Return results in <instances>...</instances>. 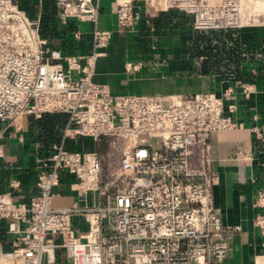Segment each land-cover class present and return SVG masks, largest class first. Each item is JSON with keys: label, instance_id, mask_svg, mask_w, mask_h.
Instances as JSON below:
<instances>
[{"label": "built area", "instance_id": "built-area-1", "mask_svg": "<svg viewBox=\"0 0 264 264\" xmlns=\"http://www.w3.org/2000/svg\"><path fill=\"white\" fill-rule=\"evenodd\" d=\"M54 1L60 25H91L90 52L49 48L40 19L12 0H0V124L20 133L29 118L67 116L60 142L36 160L37 194L27 203L0 194V224L12 238L9 250L0 241V264H224L239 227L225 226L214 202L219 177L211 170L209 139L240 127L232 118L234 100L247 99L255 88L231 77L214 93L114 95L94 81L113 35L97 28L101 0ZM113 4L117 33L135 30L141 12L184 14L197 32H264V0ZM138 68L126 65L128 72ZM251 132L264 147L262 130ZM80 138L92 140L95 149L66 145ZM3 152L0 144V158ZM244 157L251 160L250 154ZM63 174L72 178L77 200L55 208L53 189ZM11 185L18 188L17 182ZM91 195L99 202L91 204ZM253 208L263 248L253 264H264V187ZM75 222L84 230H76Z\"/></svg>", "mask_w": 264, "mask_h": 264}, {"label": "crops", "instance_id": "crops-1", "mask_svg": "<svg viewBox=\"0 0 264 264\" xmlns=\"http://www.w3.org/2000/svg\"><path fill=\"white\" fill-rule=\"evenodd\" d=\"M12 1L40 22L45 14H51L52 26L61 36L60 40H55L52 49L66 54L91 51V25L73 20L65 26L60 25L57 19L59 8L54 0ZM136 16L135 30L117 33L113 0L100 1L97 28L112 31L113 35L97 62L94 81L108 86L112 94L185 96L214 93L225 87L231 77L255 88L247 99L238 96L234 100L236 111L232 118L240 127L215 133L209 139L211 170L219 177L213 189L214 202L220 209L223 224L239 227L230 239V250L224 264H253L254 257L263 251L262 238L253 225L256 213L253 202L258 189L264 187V147L251 132L256 127L264 133V68L261 56L240 60L237 66L239 76L233 71L205 74L201 69L202 57L191 56L194 35L188 26L190 19L186 27H175L166 21L160 29L161 34H158L154 26L156 20L161 21L165 17L174 20L179 16L182 18L181 14L169 12L154 17L141 12ZM143 26L148 32L147 39L146 33L142 32ZM76 32L78 39L74 36ZM239 33L243 43L250 42L251 31ZM127 64H139V68L128 72ZM31 119L24 122L20 133H15L7 124H0V144L4 150L0 158V194H9L14 201L25 203L37 194L35 183L40 166L36 160L48 154L43 143L36 140L29 130ZM245 154H250L251 160L245 159ZM72 181L69 176H61L53 189L56 194L52 200L53 207H67L77 200L70 189ZM12 182L18 183L17 189H13ZM89 201L91 204L99 202L92 195ZM100 203L103 204V200ZM0 227L8 238L6 241L0 239L2 248L9 250L12 238L6 234L4 223ZM74 228L84 230V226L77 222Z\"/></svg>", "mask_w": 264, "mask_h": 264}, {"label": "trees", "instance_id": "trees-1", "mask_svg": "<svg viewBox=\"0 0 264 264\" xmlns=\"http://www.w3.org/2000/svg\"><path fill=\"white\" fill-rule=\"evenodd\" d=\"M47 14L44 15V18L40 22L41 36L47 40L51 48H54L55 46L53 43H55V40H60L61 36L52 26L51 14ZM174 16H176V14ZM181 16L182 18L179 16L174 20H168L169 17H165L166 19H162L161 21L156 20L154 26L157 33L161 34L160 29H163L166 21L173 23L175 27H186L190 18L184 14H181ZM144 27L145 26L142 28V32L146 33L145 39H147L148 32ZM191 32L194 35L191 46V56H194V58L202 57L201 69L205 74H225L228 71H233L232 73L239 76L237 66L240 60H253L256 58V55L261 56L262 67L264 68V32L252 31L251 37H247L250 42L245 40L246 42L244 43L241 41L240 33L237 31ZM232 67L234 69H231ZM66 122V115L45 114L42 118L37 120H33L32 118L29 130L35 136V139L41 141L45 149L49 151L52 145L60 142L61 131ZM66 145L69 149L76 151H92L95 148V145L90 139L67 142ZM0 239L3 241L8 239L1 227Z\"/></svg>", "mask_w": 264, "mask_h": 264}, {"label": "rangeland", "instance_id": "rangeland-1", "mask_svg": "<svg viewBox=\"0 0 264 264\" xmlns=\"http://www.w3.org/2000/svg\"><path fill=\"white\" fill-rule=\"evenodd\" d=\"M194 32H197V31H194ZM199 33H203V32H199ZM144 38L145 37L141 38L142 39L141 42H143ZM150 41H153V39H150ZM152 144H153V148H156V145H155V142L154 141L152 142Z\"/></svg>", "mask_w": 264, "mask_h": 264}]
</instances>
